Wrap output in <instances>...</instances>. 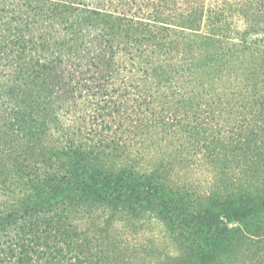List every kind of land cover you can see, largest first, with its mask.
Instances as JSON below:
<instances>
[{"label": "trees", "instance_id": "1", "mask_svg": "<svg viewBox=\"0 0 264 264\" xmlns=\"http://www.w3.org/2000/svg\"><path fill=\"white\" fill-rule=\"evenodd\" d=\"M129 1L0 0V264H142L100 208L230 264L264 214L228 190L242 164L264 185V0L242 31L206 0Z\"/></svg>", "mask_w": 264, "mask_h": 264}, {"label": "rangeland", "instance_id": "2", "mask_svg": "<svg viewBox=\"0 0 264 264\" xmlns=\"http://www.w3.org/2000/svg\"><path fill=\"white\" fill-rule=\"evenodd\" d=\"M83 1L92 7H102L108 4L118 6L117 4L121 0ZM252 1L256 3L257 0H206L205 8L206 10L225 11L224 16L229 18L227 21L236 25L242 31L247 24V19L250 20L251 25L255 24V21H260L259 17L255 16V7ZM123 2L125 4L132 1L123 0ZM257 2L259 3V0ZM132 6V8L130 6L128 8L136 10L134 4ZM217 15H214L215 18L219 17ZM185 146L189 147V144L186 143ZM249 173L251 171L242 164L240 170L233 175L234 179L232 178V180L234 185L231 184L228 190H233L237 185H253L258 189V195L264 196V185L258 179L259 175L255 173L250 176ZM239 179L244 180L239 181ZM89 216H92V219L99 223L107 220L110 221L109 224L111 223L110 228L112 232L121 236H128L130 241L147 244L149 249L145 252L146 257H144L142 264H184L183 259L186 258L184 247L171 237L165 223L157 214L147 213L138 217L128 213H118L116 215L100 208L95 211L92 210ZM83 221L86 222L87 219H83ZM240 227L244 229L242 225ZM246 235L247 237H245L243 242L235 245L237 249L231 253L230 259H232L229 263L264 264V214L259 217L258 224H253L251 234Z\"/></svg>", "mask_w": 264, "mask_h": 264}]
</instances>
